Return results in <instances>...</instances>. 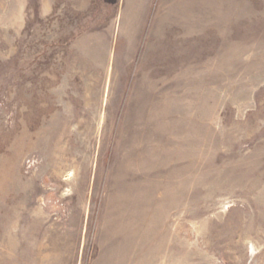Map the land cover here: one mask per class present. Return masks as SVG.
Here are the masks:
<instances>
[{
    "label": "rangeland",
    "instance_id": "1",
    "mask_svg": "<svg viewBox=\"0 0 264 264\" xmlns=\"http://www.w3.org/2000/svg\"><path fill=\"white\" fill-rule=\"evenodd\" d=\"M0 264H264V0H0Z\"/></svg>",
    "mask_w": 264,
    "mask_h": 264
}]
</instances>
